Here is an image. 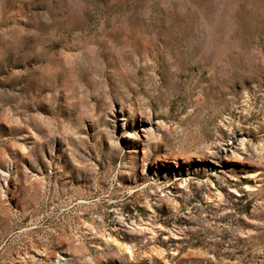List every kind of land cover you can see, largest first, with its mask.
Wrapping results in <instances>:
<instances>
[{
	"label": "rangeland",
	"instance_id": "374dc122",
	"mask_svg": "<svg viewBox=\"0 0 264 264\" xmlns=\"http://www.w3.org/2000/svg\"><path fill=\"white\" fill-rule=\"evenodd\" d=\"M0 264H264V0H0Z\"/></svg>",
	"mask_w": 264,
	"mask_h": 264
}]
</instances>
